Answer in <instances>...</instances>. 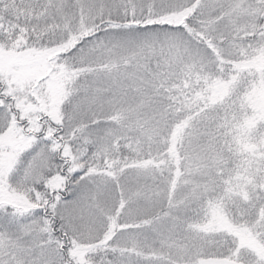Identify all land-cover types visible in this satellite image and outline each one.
<instances>
[{
    "label": "snow or ice",
    "instance_id": "obj_1",
    "mask_svg": "<svg viewBox=\"0 0 264 264\" xmlns=\"http://www.w3.org/2000/svg\"><path fill=\"white\" fill-rule=\"evenodd\" d=\"M0 264H264V0H0Z\"/></svg>",
    "mask_w": 264,
    "mask_h": 264
}]
</instances>
